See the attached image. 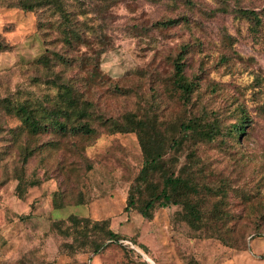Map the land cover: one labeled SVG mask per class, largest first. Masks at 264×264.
I'll use <instances>...</instances> for the list:
<instances>
[{
    "label": "rangeland",
    "instance_id": "rangeland-1",
    "mask_svg": "<svg viewBox=\"0 0 264 264\" xmlns=\"http://www.w3.org/2000/svg\"><path fill=\"white\" fill-rule=\"evenodd\" d=\"M17 1L0 0V99H40L46 85L37 79L35 58L55 50L76 60L54 70L70 76L106 116L151 108L166 134L175 132L171 124L198 114L226 125L241 109L248 120L237 141L216 138L196 149L211 187L207 207L217 200L234 215L218 224L223 243L208 229L189 228L176 205L155 207L150 218L123 209L142 160L133 132L98 127L92 136H60L16 129L14 139L10 129L20 120L0 107V264H264V17L254 27L237 11L262 14L264 0H64L76 22L93 27L72 44L51 25L57 14ZM169 18L176 20L161 22ZM178 54L185 77L196 83L187 103L171 85ZM23 144L35 149L21 164ZM186 150L172 153L181 160ZM69 214L106 219L122 238L93 253L84 237L55 228Z\"/></svg>",
    "mask_w": 264,
    "mask_h": 264
},
{
    "label": "trees",
    "instance_id": "trees-1",
    "mask_svg": "<svg viewBox=\"0 0 264 264\" xmlns=\"http://www.w3.org/2000/svg\"><path fill=\"white\" fill-rule=\"evenodd\" d=\"M17 4L23 9L45 8L51 16L57 14L51 25L58 29L63 41L67 44H72L74 41L83 42L82 31L88 35L93 32V27L85 24L83 19L76 22L72 16L75 14L74 10L71 7L66 8L64 0H18ZM237 11L248 18L254 27L261 21V16L264 17V6L262 14L258 10L244 7L237 8ZM175 20L169 18L161 22L165 24ZM82 25L85 26L82 27ZM4 47L0 40V51ZM75 60L76 58H68L55 50L38 55L35 62L39 65L41 74L37 79L46 85L43 96L40 99H34L27 95H6L0 99V107L4 112L14 114L20 120L16 128L10 129L12 138L18 139L20 131L16 132V129L30 135L53 131L52 133L60 136H92L97 133L98 127L108 133L133 132L141 150L142 160L128 186L123 209L134 208L144 218H150L155 207L176 205L179 207L176 214L189 228L197 231L208 229L211 231L210 235L221 237L222 242L225 243L224 236H220L218 224L225 223L234 215L220 210L216 204L217 200L207 207L211 187L206 182L205 164L196 154V149L198 144L211 142L216 138L224 143L227 139L237 141L246 125L242 122L248 120L241 114L243 111L239 109L240 114L237 120L226 125H221L216 117L207 119L202 114L193 115L186 120L171 124L170 129H175L172 134H166L161 127L160 119L151 108L141 113L127 110L116 116H106L94 110L93 103L83 97L70 76L62 77L60 69L54 70V67L59 64L66 67ZM79 60L80 58L77 59ZM89 75H94V72L91 71ZM170 78L178 97L182 102L187 103L196 83L185 77L179 54L173 61V72ZM48 88L53 89L49 92ZM47 143L51 146L55 145L52 139ZM182 146H186L187 150L179 160L178 156L174 157L172 152ZM34 149L26 144L20 146L18 153L21 164ZM16 178L18 181L15 189L20 195L23 184L20 176ZM66 220L67 224L62 228L56 225L60 221H54L53 224L55 228L62 230L64 235H71L75 240L84 237V243L89 245L93 253L105 246L107 242L122 238L117 231L109 227L106 219L90 220L85 216L69 214ZM89 234L92 235L91 239H87ZM140 264H147V262L140 259Z\"/></svg>",
    "mask_w": 264,
    "mask_h": 264
}]
</instances>
